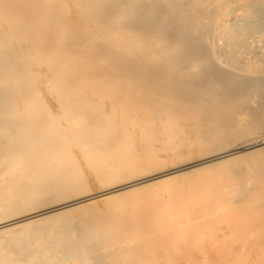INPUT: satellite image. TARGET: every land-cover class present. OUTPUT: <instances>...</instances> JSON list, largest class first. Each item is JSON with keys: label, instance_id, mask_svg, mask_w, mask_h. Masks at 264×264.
I'll list each match as a JSON object with an SVG mask.
<instances>
[{"label": "bare ground", "instance_id": "6f19581e", "mask_svg": "<svg viewBox=\"0 0 264 264\" xmlns=\"http://www.w3.org/2000/svg\"><path fill=\"white\" fill-rule=\"evenodd\" d=\"M179 158L198 159L154 172ZM8 217L0 264H170L181 242L264 238V0H0Z\"/></svg>", "mask_w": 264, "mask_h": 264}, {"label": "rangeland", "instance_id": "374dc122", "mask_svg": "<svg viewBox=\"0 0 264 264\" xmlns=\"http://www.w3.org/2000/svg\"><path fill=\"white\" fill-rule=\"evenodd\" d=\"M203 157V156H202ZM183 159V158H182ZM182 159H177V160H175L174 161V163L172 164L170 161V165L168 166V164L167 165H163L162 167H164V169L162 168H158L157 170H159V171H156V170H154V172H157V173H160V172H162V171H168V170H170L171 168H174V167H179L180 165H183V164H186V163H188V161L186 160L185 161V159L184 160H182ZM198 158H195V159H191L189 162H191L192 160L193 161H196ZM168 162V163H169ZM168 166V167H167ZM161 169V170H160ZM167 169V170H166ZM150 174V173H149ZM149 174H147L146 173V175H142L143 177H145V176H148ZM152 174H153V171H152ZM154 174H156V173H154ZM153 174V175H154ZM151 175V174H150ZM141 175H139V176H136V177H140ZM141 176V177H142ZM158 175H155V176H153V177H151V178H147V179H145L146 181H144L143 183L145 184V182L146 183H148V184H150V183H152V181H154L155 180V178L157 177ZM131 177V176H130ZM140 177V178H141ZM124 178V180H123V182H128V181H132V180H135L134 178L135 177H132V178H126V177H123ZM137 179V178H136ZM93 180L94 179H91V183H89V185L91 186V189H88V191H87V193H97V192H100V191H102V190H104V189H106V188H110V187H112V186H116V185H119V182L118 183H116L115 185L114 184H112V185H106V184H100L99 182H97V180H94L95 181V183L93 182ZM149 180V181H148ZM121 183H123L122 181H120ZM97 183H99V184H97ZM120 183V184H121ZM89 186V187H90ZM103 186V187H102ZM155 186V185H154ZM153 184H151V185H149V187H147V188H152L153 189ZM105 187V188H104ZM121 187H123V186H121ZM156 188H157V186H155ZM155 189V188H154ZM70 196V197H69ZM68 197V200H70V199H72L73 198V196H71V195H69ZM67 200V199H66ZM63 201V200H62ZM61 200L59 201L58 199H52V200H48V202H45L44 204H43V206L42 207H38V208H35V209H33V210H31V211H37V210H39V209H43L44 207L46 208V207H49V206H54V205H56V204H59V203H61L62 202ZM47 203V204H46ZM166 203V202H165ZM167 204V203H166ZM172 205H174L173 203H172ZM253 206V205H252ZM22 214H26V212H24V213H22ZM19 215H21V214H19ZM19 215H16L15 217H17V216H19ZM4 218V217H3ZM11 219V218H13V217H8V218H5V219H0V222H2V221H5L6 219L8 220V219ZM229 218H227L226 219V221L228 220ZM229 222H230V220H228ZM227 221V222H228ZM221 223V228L223 229L224 227H226L227 225L229 226V224L227 223V225H226V222H225V219H223V222H220ZM232 224V223H231ZM248 224V223H247ZM260 224V223H259ZM259 224L257 225V227L256 228H259L258 226H259ZM226 225V226H225ZM244 225V224H243ZM252 225V224H251ZM231 226V225H230ZM234 226V225H233ZM243 227V229L245 230V231H247V230H250V231H247V232H245L244 230H243V232L244 233H240V230L239 231H237L236 232V234H238V233H240V234H238V235H236V234H234L235 233V230H233L234 231V235L231 237H229V238H227L228 240H226L225 238V240L228 242L227 244L224 242V245L222 244V245H219V247L217 246V244L214 246V244H212L213 246H211V244L210 245H208V243H207V239L204 237V240L203 239H199L200 241H198V240H196L194 243H191V244H188V243H190V242H181V243H183V245H181V243H180V247H179V249H180V251H178V250H176V251H178V252H180L179 254H178V256H177V254H175L174 255V257H173V255L171 254L170 256L171 257H169V259L170 258H172V263L173 264H178V263H180V261H181V263L182 264H185L186 263V261H187V263L189 264V262L191 263H195V264H210L213 260L212 259H214L213 257L214 256H217V255H214L213 253H210V255H209V251H208V249L209 250H211V249H214L212 252H215V249H219L220 247H223V248H221V250H218V251H216V254L218 253H220V254H222V256H220V254L218 255V258L217 257H215V260L216 259H221V257H222V259L224 260L225 259V256L224 255H226V256H228V257H226L228 260V263H226L227 261H226V259L222 262V263H224L225 262V264H241L240 262H242V264H245V262L248 264V261H251V262H253L252 261V257L249 259L248 258V256H251V252H250V250L252 251V256L254 257V253L255 252H253V249H255V250H257L256 248H258V247H260V246H254L255 244H258L259 245V242L261 241V242H263V240H264V238L262 237L261 238V236H259V238H258V236H256L255 234H253V236H251L252 235V233L254 232L253 231V229H255V228H253L254 226H252V230H251V228L250 229H246V228H248V226H246V228H244L245 227V225L244 226H242ZM249 227H250V224H249ZM261 227V226H260ZM221 229V230H222ZM227 229V228H226ZM229 230H230V228H228ZM234 229V228H233ZM223 230H225V229H223ZM259 230V229H258ZM257 229H256V231L257 232H259ZM224 232V231H223ZM232 232V231H231ZM230 232V233H231ZM219 233H222V231H219ZM227 233H228V230H227ZM255 233V232H254ZM261 233V232H260ZM262 233H263V231H262ZM229 234V233H228ZM259 233H257V235H258ZM222 235V234H221ZM236 235V236H235ZM263 235V234H262ZM223 236V235H222ZM248 236H250L251 237V241H249V240H247V241H249V243H248V245L245 243V241L244 240H246V238L248 237ZM207 237V236H206ZM249 237V238H250ZM212 238V237H211ZM206 239V240H205ZM223 239V240H224ZM209 240H210V238H209ZM209 240H208V242H209ZM212 240H214V239H212ZM215 240H217V239H215ZM214 240V241H215ZM220 240V239H219ZM218 241V240H217ZM259 241V242H258ZM251 242V243H250ZM256 242H258V243H256ZM209 243H211V242H209ZM220 243H221V241H220ZM184 244H186V245H184ZM226 244V245H225ZM252 244H254V245H252ZM245 245V246H244ZM250 245H252V247L250 248ZM182 246V247H181ZM254 247H256V248H254ZM250 248V249H249ZM244 249V251H243V253L241 254L240 252H242V250ZM245 249H246V251H245ZM259 249V248H258ZM203 250H207V252H201V251H203ZM224 250V251H223ZM249 250V251H248ZM254 250V251H255ZM175 251V253H177ZM248 251V252H247ZM199 252H200V254L201 253H203V255H200L199 254ZM211 252V251H210ZM223 252V253H222ZM248 254H247V253ZM250 252V253H249ZM173 253V252H172ZM206 253H208L207 255L208 256H212L213 255V257L211 258V257H208L207 255L205 256V254ZM246 254H247V257H246ZM250 254V255H249ZM241 255H243V256H241ZM177 256V257H176ZM220 256V257H219ZM248 258L247 260L248 261H246V258ZM164 257H166V255H164ZM198 259H197V258ZM205 257V258H204ZM242 257H244L242 260H239L240 258H242ZM174 258H176V261L177 262H174L175 261V259ZM204 258V259H203ZM167 259V258H166ZM193 259H196V260H193ZM208 259V261H206V260ZM209 259H211L210 261H209ZM222 259L220 260V263H218V264H221V261H222ZM255 259V258H254ZM192 260V261H191ZM205 260V262H203ZM170 261V262H171ZM196 261V262H195ZM217 261V260H216ZM219 261V260H218ZM166 262V260H164V264H166L165 263ZM251 262H249V264L251 263ZM172 263H170V264H172ZM180 263V264H181ZM191 263V264H192ZM217 264L216 262H214L213 261V264ZM162 264V263H161ZM252 264V263H251ZM254 264H256V263H254Z\"/></svg>", "mask_w": 264, "mask_h": 264}]
</instances>
